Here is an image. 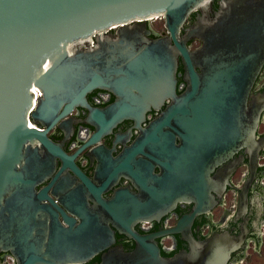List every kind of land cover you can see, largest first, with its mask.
<instances>
[{"label": "water", "instance_id": "1", "mask_svg": "<svg viewBox=\"0 0 264 264\" xmlns=\"http://www.w3.org/2000/svg\"><path fill=\"white\" fill-rule=\"evenodd\" d=\"M213 1L0 0V248L11 251L18 264L83 262L109 244L104 237L109 226L87 200L82 206L90 217L78 223L62 211L65 223L60 220L49 190L57 195L55 182L62 171L79 175L114 219L122 216L125 191L110 200L102 192L122 174L145 187L148 179L170 180L164 200L150 185L152 204L144 205L151 210L193 200L199 212L207 197L203 181L212 167L254 141L261 109L248 119L246 113L264 65V0H225L213 20L200 21L181 35L188 16ZM154 17L164 19L168 35L152 36ZM192 38L203 45L190 49ZM180 62L188 86L178 94ZM35 88L41 92L37 97ZM96 88L110 90L115 100L92 106L87 95ZM167 100L143 127L148 112ZM77 106L88 109L86 122L96 128L89 144L124 119L141 127L133 145L118 157L111 151L96 153L97 175L104 178L99 185L78 167L77 153L68 154L48 136L56 124H67ZM145 149L152 160L135 159ZM59 161L58 174L39 189ZM155 164L163 174L154 173ZM129 232L139 244L133 264H190L185 254L163 258L153 236ZM236 247L215 240L201 264H226ZM113 260L106 256L103 264H123Z\"/></svg>", "mask_w": 264, "mask_h": 264}, {"label": "flooded vegetation", "instance_id": "2", "mask_svg": "<svg viewBox=\"0 0 264 264\" xmlns=\"http://www.w3.org/2000/svg\"><path fill=\"white\" fill-rule=\"evenodd\" d=\"M224 1L214 0L207 9L192 12L180 34H186L200 21L207 23L213 20ZM110 33L114 35L115 30ZM165 35H168L165 26L163 29L152 27V36ZM188 45L190 49H197L203 45V41L192 38ZM184 71V64L180 62L177 77L178 94L188 86ZM115 98L113 92L104 88H96L87 95L88 102L95 107H104ZM169 102L170 100H167L160 109L152 108L142 126H147ZM257 108H260L261 112L254 141L247 140L242 147L212 167L209 176L203 181L207 197L201 203L199 212H196V203L193 200L167 203L161 208L151 210L148 206L152 204L153 199L150 185L155 184L156 198L164 200L170 192V180L156 183L148 179L145 187L135 182L129 174H122L102 192V197L110 200L117 191H125L121 202L122 216L114 219L105 207L95 201V197L79 175L72 171H62L55 182L57 195L49 190V194L60 208L58 212L62 223H65L62 211L78 223L83 217L87 215L90 217L92 213L89 214L82 206V201L87 200L98 219L104 220L109 226L104 234L109 244L89 259L72 264H103L104 258L109 255L114 257L113 263L133 264L131 256L137 251L139 244L129 230L140 235L153 236L163 258L171 259L179 254H185L190 264H201L208 245L215 240H221L233 247L237 245L231 251L226 264H239L247 256L249 247L259 248L264 236V65L249 93L246 118H250L251 113ZM87 116V108L75 107L69 115L67 124L64 127L56 124L48 131V136L54 142L62 144L68 154L77 153L75 162L78 167L90 180L99 185L104 178L100 179L97 175L99 159L96 153L103 155L106 151H111L114 157H118L133 145L141 133V127L135 120L124 119L111 132L103 135L99 142L89 144L96 128L86 122ZM179 141L178 139L177 142ZM144 152L148 150L136 154L135 159L151 161V157ZM62 165V161H59L55 171L38 188L47 186ZM154 173L163 174V167L155 164ZM145 202L149 204L145 206ZM146 209H150L152 213L146 214ZM176 227L180 231H174ZM142 255L144 256L143 253ZM0 264L18 262L11 251L0 248Z\"/></svg>", "mask_w": 264, "mask_h": 264}, {"label": "rangeland", "instance_id": "3", "mask_svg": "<svg viewBox=\"0 0 264 264\" xmlns=\"http://www.w3.org/2000/svg\"><path fill=\"white\" fill-rule=\"evenodd\" d=\"M150 24L155 29H163L164 19L162 17H154L151 19ZM247 256L240 261L239 264H264V236L263 243L258 248L256 246H251L247 250Z\"/></svg>", "mask_w": 264, "mask_h": 264}, {"label": "built area", "instance_id": "4", "mask_svg": "<svg viewBox=\"0 0 264 264\" xmlns=\"http://www.w3.org/2000/svg\"><path fill=\"white\" fill-rule=\"evenodd\" d=\"M33 91H34V94H35L36 97L38 96L39 93H41V92H40L38 89H36V88H35Z\"/></svg>", "mask_w": 264, "mask_h": 264}]
</instances>
